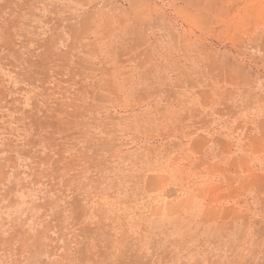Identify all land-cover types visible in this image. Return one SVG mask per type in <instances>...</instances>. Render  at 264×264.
<instances>
[{
    "label": "rangeland",
    "instance_id": "obj_1",
    "mask_svg": "<svg viewBox=\"0 0 264 264\" xmlns=\"http://www.w3.org/2000/svg\"><path fill=\"white\" fill-rule=\"evenodd\" d=\"M0 264H264V0H0Z\"/></svg>",
    "mask_w": 264,
    "mask_h": 264
}]
</instances>
